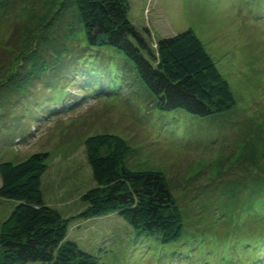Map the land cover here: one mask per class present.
Wrapping results in <instances>:
<instances>
[{"label":"rangeland","instance_id":"374dc122","mask_svg":"<svg viewBox=\"0 0 264 264\" xmlns=\"http://www.w3.org/2000/svg\"><path fill=\"white\" fill-rule=\"evenodd\" d=\"M66 1L0 0V144L12 139L0 161L48 152L46 201L69 219V238L104 264H256L247 242L264 225V0H130V20L151 42L189 29L203 42L236 98L208 116L160 110L121 54L119 93L96 95L87 67L73 61L82 27L74 8L60 13ZM59 52L57 73L31 77L36 58L54 64ZM54 92L60 102H50ZM96 134L126 141L127 169L163 173L183 219L180 240L137 233L118 214L74 218L96 184L85 145ZM1 199L0 227L16 204ZM255 241L264 249V232Z\"/></svg>","mask_w":264,"mask_h":264},{"label":"trees","instance_id":"16d2710c","mask_svg":"<svg viewBox=\"0 0 264 264\" xmlns=\"http://www.w3.org/2000/svg\"><path fill=\"white\" fill-rule=\"evenodd\" d=\"M70 7L77 10L82 27V37L77 39L82 51L72 53L73 61L87 67L84 75L86 80L89 76L94 80V93L118 94L117 86L122 81L116 76L117 64L125 65L127 61L162 111L181 109L208 116L236 105L230 83L193 30L153 43L130 20V0H67L60 13ZM69 51L67 48L66 53ZM120 54L126 61L118 59ZM63 60L50 64L38 57L32 64L34 72H28L26 77L31 74L39 79L57 73L64 66ZM54 95H49L52 103L60 102L64 96L62 92ZM16 132L19 133L15 135L23 134L22 128ZM2 141L6 144H0L1 150L12 143L10 135ZM85 145L96 184L82 194L85 206L74 218L118 214L137 233L156 236L164 244L180 240L183 219L163 173L127 169L123 162L132 149L121 136L91 135ZM47 159L48 152H36L19 164L9 159L0 161L1 200L16 203L0 227V264H104L69 238V219L46 201L43 180ZM259 207L261 211L264 203ZM260 227L263 230L253 231L252 242H247L254 249L256 264H264V249L258 242L253 243L254 237L264 232V225ZM233 262L230 259L227 264Z\"/></svg>","mask_w":264,"mask_h":264}]
</instances>
